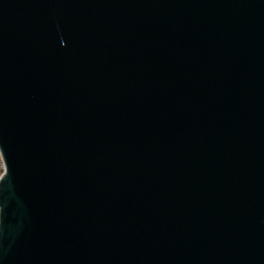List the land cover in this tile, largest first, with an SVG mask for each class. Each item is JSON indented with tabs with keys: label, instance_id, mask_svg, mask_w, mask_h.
I'll return each instance as SVG.
<instances>
[{
	"label": "water",
	"instance_id": "95a60500",
	"mask_svg": "<svg viewBox=\"0 0 264 264\" xmlns=\"http://www.w3.org/2000/svg\"><path fill=\"white\" fill-rule=\"evenodd\" d=\"M0 264H264V0H0Z\"/></svg>",
	"mask_w": 264,
	"mask_h": 264
},
{
	"label": "built area",
	"instance_id": "2783aa9c",
	"mask_svg": "<svg viewBox=\"0 0 264 264\" xmlns=\"http://www.w3.org/2000/svg\"><path fill=\"white\" fill-rule=\"evenodd\" d=\"M0 168L2 170V160H1V156H0Z\"/></svg>",
	"mask_w": 264,
	"mask_h": 264
},
{
	"label": "rangeland",
	"instance_id": "374dc122",
	"mask_svg": "<svg viewBox=\"0 0 264 264\" xmlns=\"http://www.w3.org/2000/svg\"><path fill=\"white\" fill-rule=\"evenodd\" d=\"M1 173H2V170H1V168H0V175H1Z\"/></svg>",
	"mask_w": 264,
	"mask_h": 264
}]
</instances>
